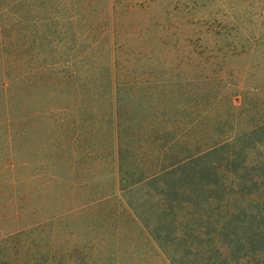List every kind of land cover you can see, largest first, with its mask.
Masks as SVG:
<instances>
[{
  "label": "rangeland",
  "instance_id": "374dc122",
  "mask_svg": "<svg viewBox=\"0 0 264 264\" xmlns=\"http://www.w3.org/2000/svg\"><path fill=\"white\" fill-rule=\"evenodd\" d=\"M171 1L202 7L209 0ZM227 1L228 22L182 37L170 70L176 81H163L159 66L121 71L148 82L118 84L116 122L104 87L88 99L93 115L77 102L80 113L69 111L64 126L59 110L48 192L28 194L21 168L13 179L0 130V264H203L211 255L203 248L230 244V232L246 239L264 230V180L249 177L264 156V0ZM87 3L0 0V70L21 73L19 40L52 35L56 19L67 20L59 23L66 36L89 32ZM54 96L64 104L62 93Z\"/></svg>",
  "mask_w": 264,
  "mask_h": 264
},
{
  "label": "trees",
  "instance_id": "16d2710c",
  "mask_svg": "<svg viewBox=\"0 0 264 264\" xmlns=\"http://www.w3.org/2000/svg\"><path fill=\"white\" fill-rule=\"evenodd\" d=\"M86 6L89 32H70L71 35L66 36L63 30H59V23L67 20L56 19L54 21L58 23L52 26V35L34 32L19 40L18 56L20 54L25 60L21 73L18 71L16 76L9 77L7 71L0 70V130L6 142L4 163L13 179L18 178L14 171L21 168V179L18 180L29 181L27 193L33 196L48 192L55 183L53 130L59 110L64 126L69 121V111L80 113L75 105L77 102L89 115H93L95 107L88 104V99L99 98L104 87L112 98L108 97L111 122L113 119L116 122L118 102L122 96L118 84L148 82L147 75L143 73L123 75L122 70L159 66L163 81L164 75L167 83L176 81L177 73L170 70L178 64L176 51L185 44L182 37L191 29L194 34L209 31L215 21L228 22L231 10L227 0H209L202 7L171 0H88ZM198 23L206 26H198ZM186 41L189 43V39ZM101 48L104 52H97ZM102 70L103 78H106L104 83ZM150 77L155 81L159 73H152ZM14 85H17L16 92L12 90ZM98 86L97 91L95 88ZM133 87L127 90L130 94L134 92ZM58 93L65 98L62 99L63 105L56 106L54 95ZM116 133L117 123L115 131H111L113 141ZM66 140L65 134V146ZM19 142L26 145L23 152L18 149ZM83 145H87L82 156L84 160L85 154L89 156L90 147L88 141H83ZM77 149H82L81 144ZM256 163L258 173H249V177L257 175L264 180V156L261 159L260 154ZM76 165L77 173L83 177V164ZM229 234L235 239L230 244L203 248L211 251V255L203 259V264L264 263L263 229L255 233L250 231L245 235L246 239H239L237 231Z\"/></svg>",
  "mask_w": 264,
  "mask_h": 264
}]
</instances>
